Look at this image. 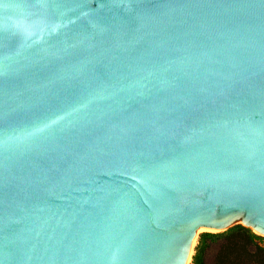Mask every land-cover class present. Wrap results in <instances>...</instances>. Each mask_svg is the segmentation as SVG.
I'll use <instances>...</instances> for the list:
<instances>
[{
	"label": "water",
	"instance_id": "water-1",
	"mask_svg": "<svg viewBox=\"0 0 264 264\" xmlns=\"http://www.w3.org/2000/svg\"><path fill=\"white\" fill-rule=\"evenodd\" d=\"M264 237V0H0V264H186Z\"/></svg>",
	"mask_w": 264,
	"mask_h": 264
},
{
	"label": "trees",
	"instance_id": "trees-1",
	"mask_svg": "<svg viewBox=\"0 0 264 264\" xmlns=\"http://www.w3.org/2000/svg\"><path fill=\"white\" fill-rule=\"evenodd\" d=\"M262 241L241 225L220 233H203L194 247L191 264H264Z\"/></svg>",
	"mask_w": 264,
	"mask_h": 264
},
{
	"label": "rangeland",
	"instance_id": "rangeland-1",
	"mask_svg": "<svg viewBox=\"0 0 264 264\" xmlns=\"http://www.w3.org/2000/svg\"><path fill=\"white\" fill-rule=\"evenodd\" d=\"M205 231H206V230H199V231H198L197 236H196V238H195V240H194V242H193V246H192L191 254H190L189 259H188V261H187L186 264H191L192 256H193V254H194V247H195V245H196V243H197V240H198L199 236H200L201 234H203V233H207V232H205ZM259 237H261V236H259ZM261 238H263L262 244L264 245V237H261ZM209 259H210V257H209Z\"/></svg>",
	"mask_w": 264,
	"mask_h": 264
}]
</instances>
